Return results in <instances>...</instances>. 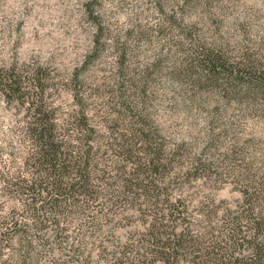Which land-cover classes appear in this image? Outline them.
Segmentation results:
<instances>
[{"label": "rangeland", "instance_id": "obj_1", "mask_svg": "<svg viewBox=\"0 0 264 264\" xmlns=\"http://www.w3.org/2000/svg\"><path fill=\"white\" fill-rule=\"evenodd\" d=\"M0 65L39 75L57 119L143 118L176 150V195L218 217L241 199L240 175L264 169V0H0ZM24 111L0 95L8 176L23 168Z\"/></svg>", "mask_w": 264, "mask_h": 264}, {"label": "trees", "instance_id": "obj_2", "mask_svg": "<svg viewBox=\"0 0 264 264\" xmlns=\"http://www.w3.org/2000/svg\"><path fill=\"white\" fill-rule=\"evenodd\" d=\"M25 74L0 65V95L25 104L26 153L0 170L1 195L17 198L0 199V264H264V169L240 175L241 199L218 217L176 195V150L143 118L105 130L82 108L57 119L43 79Z\"/></svg>", "mask_w": 264, "mask_h": 264}]
</instances>
